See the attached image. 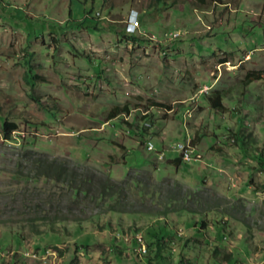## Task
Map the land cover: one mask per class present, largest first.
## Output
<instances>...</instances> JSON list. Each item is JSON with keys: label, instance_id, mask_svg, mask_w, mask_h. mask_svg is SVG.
Returning a JSON list of instances; mask_svg holds the SVG:
<instances>
[{"label": "rangeland", "instance_id": "obj_1", "mask_svg": "<svg viewBox=\"0 0 264 264\" xmlns=\"http://www.w3.org/2000/svg\"><path fill=\"white\" fill-rule=\"evenodd\" d=\"M131 16L141 21L135 38L124 34ZM251 71L263 78L244 85ZM216 90H228L225 112L206 101ZM124 104L128 115L108 117ZM5 118L19 127L11 140L0 131V264H225L227 253L264 264V0H0ZM38 155L156 185H124L127 213L108 210L116 198L71 195L85 219L34 233L22 189L54 187L69 205L59 185L31 180ZM148 206L178 209L160 219L138 212ZM162 221L166 261L143 241Z\"/></svg>", "mask_w": 264, "mask_h": 264}, {"label": "trees", "instance_id": "obj_2", "mask_svg": "<svg viewBox=\"0 0 264 264\" xmlns=\"http://www.w3.org/2000/svg\"><path fill=\"white\" fill-rule=\"evenodd\" d=\"M73 0H70V2ZM161 2V0H157ZM94 3V0H92ZM166 4V2H163ZM91 16L88 12L85 18ZM124 34L130 36L132 38L134 35H129L124 30ZM29 70H31V66L28 63ZM27 78L31 77V72L28 71ZM263 76L261 72L251 71L248 72L243 80L244 85H248L254 81L262 79ZM32 79H37L36 76ZM228 90H216L210 96L206 98L209 106L217 111V112H225L226 108L223 104L224 97L227 96ZM153 105L162 106L163 104L154 103ZM130 113L129 106L127 104L124 105H115L113 106L109 112L108 117L114 118L121 114L128 115ZM129 131L133 132L136 137L139 136L138 128L133 126L132 124H128L125 122ZM18 125L16 122L11 121L7 118L4 120L0 119V131L5 138V140L13 139V132L18 129ZM143 136V135H142ZM259 157V156H258ZM260 158V157H259ZM261 159V158H260ZM260 161V166L264 168V161ZM32 168L34 169L32 172V176H30L31 180L35 183L38 182L40 178H43L45 181H51L52 183L59 185L61 191L69 193V205L65 208L68 210L64 211L63 205L61 203V197L58 196L57 190L53 191V188L42 189L38 188L35 185L31 188L22 189V198L20 199V205L22 207V213L25 214L26 219L28 220L31 231L34 233H39V223H43V225L52 226L54 223L64 222V221H72L74 223H79L81 220H84L87 216V211L83 209L71 195H75L77 198L85 197L89 199H95V197H100L104 200V202H108L112 199L116 200L113 203H109L108 210L114 212L127 213L130 210L126 208L119 209V204L121 201L119 199L126 196V185L127 183L135 184L136 186L144 183V184H153L156 185L153 178L151 176L145 177L147 179H140V174H134L128 177L127 183L121 184L112 180L109 176L102 177L93 170L89 168H80L78 166L70 164L65 160H58L54 158H49L47 156L38 155L34 158L30 159ZM181 161V157L176 159V162L179 163ZM129 181V182H128ZM97 185L98 189L94 190L93 186ZM179 185V184H178ZM156 187V186H155ZM143 193V192H142ZM157 193L155 191L143 193L144 199H150V203L154 205L157 202L158 197L155 196ZM147 195V196H146ZM178 208L166 206V209H154L151 206H148L144 209L138 210L139 213H143L144 215H154L158 216L160 219L162 217H166L171 212L176 211ZM183 209V208H180ZM12 218H8V221H12ZM220 222H217L219 224ZM221 224V223H220ZM201 228H205L206 222L202 220L199 222ZM196 223H193L194 228ZM169 234L167 224L162 221L159 225V229L155 230L151 228V230H147L145 236L143 235V239L146 242V248L154 249L156 255L160 258H163L165 261L167 257L164 256V253L167 252L168 244L166 241V236ZM217 255V251L214 253ZM223 259L225 260V264H235V260L233 256L229 253L225 254ZM153 263V262H152ZM162 264H168L166 262H161ZM156 264V263H154ZM176 264H196L189 260L188 258L180 257Z\"/></svg>", "mask_w": 264, "mask_h": 264}, {"label": "built area", "instance_id": "obj_3", "mask_svg": "<svg viewBox=\"0 0 264 264\" xmlns=\"http://www.w3.org/2000/svg\"><path fill=\"white\" fill-rule=\"evenodd\" d=\"M140 27H141L140 19L136 16H131V20H129L127 22V24L125 25V30H126L127 34L133 35V34H136L138 32ZM148 148L150 150H153L155 148V146L152 142H148ZM180 151H181V156L184 160L190 159V152L188 149H186L184 146H180ZM143 241H140L139 244L141 245L142 249H145V244L143 243ZM145 251H146V249H145Z\"/></svg>", "mask_w": 264, "mask_h": 264}, {"label": "bare ground", "instance_id": "obj_4", "mask_svg": "<svg viewBox=\"0 0 264 264\" xmlns=\"http://www.w3.org/2000/svg\"><path fill=\"white\" fill-rule=\"evenodd\" d=\"M129 20H131V18ZM139 241H142V237L139 238ZM145 249H142V250L145 252Z\"/></svg>", "mask_w": 264, "mask_h": 264}]
</instances>
